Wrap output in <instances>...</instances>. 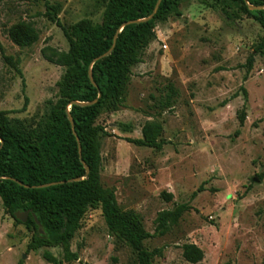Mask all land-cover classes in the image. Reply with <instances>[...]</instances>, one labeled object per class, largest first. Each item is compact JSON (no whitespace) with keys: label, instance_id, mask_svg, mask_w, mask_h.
Segmentation results:
<instances>
[{"label":"rangeland","instance_id":"1","mask_svg":"<svg viewBox=\"0 0 264 264\" xmlns=\"http://www.w3.org/2000/svg\"><path fill=\"white\" fill-rule=\"evenodd\" d=\"M47 1L60 4L58 17L67 29L82 19L104 23L108 0ZM179 3L182 15L157 22L156 38L132 67L123 104L103 109L97 119L104 128L102 184L151 233L159 212L189 206L167 233L144 242L162 250L153 264H264V54L257 51L264 28L217 0ZM47 10L44 0H0V111L28 128L47 119L65 73L43 50L70 48ZM21 22L39 31L32 46L9 36ZM150 120L162 124L161 150L129 141L142 138ZM33 234L0 198V264H52L46 251L63 264H138L132 247L110 233L99 203L88 206L71 240L78 260H65L62 244L30 249ZM186 243L204 251L200 262L185 259Z\"/></svg>","mask_w":264,"mask_h":264},{"label":"trees","instance_id":"2","mask_svg":"<svg viewBox=\"0 0 264 264\" xmlns=\"http://www.w3.org/2000/svg\"><path fill=\"white\" fill-rule=\"evenodd\" d=\"M44 1L48 8L47 16L62 26L58 17L60 4ZM158 1L108 0L103 24L82 19L70 29L62 26L70 42L69 50H43L47 60L63 66L65 73L58 83L60 97L42 124L28 128L20 120H12L10 112L0 111V198L6 212L18 222H22L17 218L18 212L30 211L27 222H24L28 229L34 231L30 249L62 244L65 260H78V253L71 250V240L88 206L99 203L110 233L132 247L138 264H153L155 256L162 250H149L144 242L167 233L189 209L187 204H179L172 210L159 212L156 231L151 233L137 214L120 207L115 193L104 188L101 179L99 135L104 128L97 124V119L103 109L114 111L123 104L132 67L141 61L142 53L156 38L157 22L171 14L182 15L179 0H162L154 17L143 20L154 13ZM217 1L224 7H237L264 28V9L249 7V4L264 6V0ZM135 20L142 21L126 24ZM9 36L21 47L32 46L40 37L37 28L27 22L13 25ZM113 46L112 52L101 58ZM257 49L264 54V42ZM253 64L254 55H251L248 59L249 72ZM90 69L96 85L90 78ZM170 89L174 91L172 87ZM74 101L96 102L81 105ZM69 105L82 155L67 111ZM245 119L246 112L243 111L241 124ZM162 131L160 122L150 120L142 128V138H129V141L161 150L165 144L161 139ZM85 164L90 168L86 178ZM259 178L264 179V172ZM61 181L64 183L44 188L26 187ZM162 195L168 200L173 198L171 193L163 192ZM34 213L41 222L43 233ZM183 256L191 263H198L204 258V251L194 243H186L183 245ZM44 257L52 264H63L48 251Z\"/></svg>","mask_w":264,"mask_h":264},{"label":"water","instance_id":"3","mask_svg":"<svg viewBox=\"0 0 264 264\" xmlns=\"http://www.w3.org/2000/svg\"><path fill=\"white\" fill-rule=\"evenodd\" d=\"M161 2H162V0H159L158 3H157V6H156V8H155L154 13H153L151 16H149L148 18L143 19V20H147V19H151V18H153L154 15L156 14V12H157V10H158V8H159ZM247 2H248V1H247ZM248 4H249V3H248ZM249 7H250V9H264V6H254V5H251V4H249ZM140 21H142V20L129 21V22H127L126 24H130V23H134V22H140ZM121 31H122V28L119 30V32H121ZM116 38H117V37H116ZM113 49H114V46L111 48L110 51H108V52L105 53L103 56H101V58L104 57V56L109 55V54L112 52ZM90 78H91L92 82L96 85V83H95V81H94V79H93V75H92V71H91V69H90ZM95 102H96V101H94V102H92V103H95ZM73 103H75V104H81V105H89V104H92V103H81V102H78V101H74ZM73 103H71V104H73ZM71 104H70V105H71ZM70 105L68 106L67 111H68L69 118H70V121H71V124H72V128H73V130H74V134L77 136V132L75 131V122H74V119H73L72 115L70 114V110H71V109H70ZM77 139H78L79 148H80V155H82V146H81V142H80L78 136H77ZM85 167H86V169H87V173H86V175H85L84 178H86V177L88 176V174L90 173V168H89V166H88L87 164H85ZM253 180H254V181H257V182L260 181L259 179H256V178H254ZM19 183L23 185L22 182L19 181ZM58 183H64V181H61V182H53V183L42 184V185H35V186L26 185V187H28V188H44V187H48V186H50V185H54V184H58ZM29 214H30V211H25V212H21V211H20V212L17 213V218H18L19 220H21L22 222H27V220H28V218H29ZM33 216H34L35 221L37 222V224L40 226V232L43 233L42 225H41V222L39 221L37 215L34 213ZM23 258H26V255H24Z\"/></svg>","mask_w":264,"mask_h":264}]
</instances>
